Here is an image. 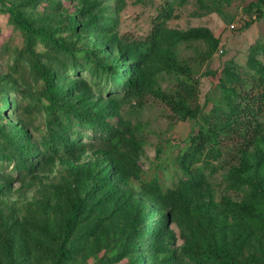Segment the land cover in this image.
Segmentation results:
<instances>
[{"label": "rangeland", "instance_id": "374dc122", "mask_svg": "<svg viewBox=\"0 0 264 264\" xmlns=\"http://www.w3.org/2000/svg\"><path fill=\"white\" fill-rule=\"evenodd\" d=\"M11 1L19 3L37 26L59 27L57 38L75 51L99 52L100 56H107L106 49L109 48L100 39L68 30L70 17L78 9H86L88 0H73L59 12L49 9L47 5L53 4L50 0ZM116 1L121 3L119 10ZM257 1L176 0L173 3V17L165 23L168 29L179 32L206 27L219 38V46L210 56L207 53L209 46L203 40L177 42L171 52L181 70L167 71L157 67L152 73L151 83L156 90L174 92L178 76L197 84L201 112L195 119L175 122L169 106L148 90L142 105L139 99L128 97L119 100L116 109L111 106L113 114L109 126L117 130L121 140L116 146L95 139V134L87 131L92 139L83 134L73 154L60 151L46 164L39 160L46 157L45 151L35 150L34 157L26 160L23 177L14 172V162H0V264L11 261L15 264H57L56 252L65 221L71 214L72 204L80 199L87 205L81 215V224L67 244V247H74L72 258L64 264H135L140 255L143 264H157L167 257L173 264H205L198 263L191 255L192 249L201 250L204 239L211 236L203 225L201 208L209 205L217 209L224 198L234 201L246 198L249 187L236 182L235 177V168L243 154L236 147L220 141L221 158H211V165H206L204 159L193 164V172L201 177L192 183L189 191H186L188 176L180 165V157L189 150L200 128H207L206 118L211 110L226 103L220 87L223 68L235 65L244 75L252 71L247 62L251 47L264 44V14L249 25L245 23L250 19L248 5ZM102 2L111 6L105 17L117 19L113 33L126 44L148 40L166 4V0ZM260 7L264 12V4ZM92 11L99 13L96 8ZM83 16L86 17L87 12ZM26 42L25 33L12 24L9 15L0 13V128H4L0 129V146L3 147L9 140L5 132L12 133L18 120L29 127L24 139H14L19 147L29 144V139L35 149L39 148L46 131L41 115L32 118L24 111L16 113V99L10 96L14 91L27 93L25 97L33 93L49 102L44 80L29 70ZM166 49V44L158 46L155 56L159 58ZM33 50V58L41 64L47 63L48 57H55L54 63L47 68H54L57 61L62 63V55L50 51L40 41H36ZM257 58L264 63L263 53ZM79 75L82 79L86 73ZM61 78V81L69 79L67 83H59L61 90L79 80L76 75ZM88 90L89 96L82 93L74 102L88 100L99 106L112 103L106 95L98 94L96 86H89ZM5 98L11 100L9 105ZM29 101L24 98L23 107ZM262 122L264 124V117ZM87 142L90 145L82 148L80 144ZM259 146L264 148V139ZM107 152L116 158H133L139 169L138 175L133 174L127 181L116 177L108 168L111 158ZM257 153L256 146L247 153L253 163L258 162ZM9 171L19 181L9 185V179L5 178ZM107 174H111L116 188V192L109 195H106L107 187L101 183ZM150 182L160 185L166 199L152 202L141 195L143 183ZM158 206H162L161 213L155 211ZM162 212L164 215L170 213L169 217H162ZM216 216L219 224V213ZM162 218L166 220L161 222L166 236L161 240L171 241L173 252L152 249L156 238L149 231V224ZM228 232L227 248L234 261L264 264V232L256 231L253 239L244 244L234 240L236 234L231 232V227Z\"/></svg>", "mask_w": 264, "mask_h": 264}, {"label": "trees", "instance_id": "16d2710c", "mask_svg": "<svg viewBox=\"0 0 264 264\" xmlns=\"http://www.w3.org/2000/svg\"><path fill=\"white\" fill-rule=\"evenodd\" d=\"M36 0H32L35 2ZM53 2L49 7L51 11L59 12L65 4H71L73 0H50ZM176 0H166V4L155 22L154 28L148 40L144 42L123 43L118 34L113 33L117 19L106 18L105 15L111 6H106L102 0H88L86 9H78L67 24L68 30L73 34H82L88 38L96 37L106 44V55L100 56L99 52L89 53L85 50L75 51L57 38L59 27L49 28L37 26L34 19L28 17L20 8L19 3L11 0H0V13H7L12 24L20 28L26 35V50L29 52V70L41 76L46 85L45 92L49 102H44L42 98L33 93L25 97L27 93L14 91L11 98L16 99V113L27 112L32 118L41 115L45 135L42 144L35 149L34 143L29 139V144L17 146L14 139H23L28 135V126H24L21 120L14 124V131L7 135L6 147L0 146V162H14L13 170L19 177H23V172L27 169L26 160L34 157V151H45V158H41L40 163L46 164L56 158L60 151L66 154H73L76 145L79 144L83 134L87 131L95 134V139L108 143L110 146L120 143L119 133L109 126L113 111L118 107V101L128 97H135L142 105L143 96L148 90L161 98L172 110L175 122L186 118H196L201 112L199 103V89L196 83L187 78L178 76L176 78V89L174 92H166L153 88L151 83L152 73L155 68L160 67L170 71L180 69L175 62L171 49L181 40H203L208 46V56H210L219 46L217 38L209 28L197 27L185 31H173L166 27V21L173 17V3ZM115 3V1H114ZM118 10L121 3L116 1ZM264 0L250 3L247 10L250 19L246 22L259 20L264 14L262 7ZM99 10L95 14L92 10ZM87 12L84 17L83 13ZM115 13V12H114ZM117 13V11H116ZM255 16V18L253 17ZM113 26V27H112ZM36 41L46 44L50 51L62 55V63L54 68H47V65L54 63L55 57H48V62L41 64L33 57V46ZM167 45V49L159 58L155 56L157 47ZM263 53L264 44L257 43L251 47V54L248 58V66L252 70L245 75L240 73L235 65H228L223 68L224 77L220 79V87L223 91L226 103L215 106L211 110L206 121L207 128H200L198 134L192 139L189 150L180 157V165L184 174L188 176L186 191L191 190L193 182L197 181L201 174L193 172V164L197 161L205 160L206 165H211V158H221L223 156L219 147L220 141L236 147L243 154L239 166L235 168L236 182L249 187L248 195L241 201H234L224 198L219 203V208L215 209L209 205L201 208V216L206 231L211 233L201 244V250L191 251L193 259L198 263L205 264H239L234 261L228 251V229L235 235L236 242L246 243L253 239L256 231L264 232V148L260 145L264 139V63L257 58ZM59 56L57 55L56 59ZM33 58V59H32ZM35 60V61H34ZM79 73H86L82 79ZM76 75L79 80L60 89L61 77ZM89 86H96L99 95H106L112 102L106 106H99V103H90L88 100L80 103L74 102L75 98L85 93L89 96ZM78 93V94H77ZM85 97V96H84ZM29 99L27 106L22 105L23 99ZM78 98L76 100H78ZM7 100V98H5ZM11 100H7L8 105ZM1 119V116H0ZM42 125V124H41ZM4 130V128H0ZM87 137V136H86ZM81 147L90 145V142L80 144ZM256 146L258 162L253 163L247 155L250 148ZM90 147H93L91 145ZM7 148L10 151H7ZM111 151L115 152L114 149ZM107 155L111 158L108 168L114 171L115 176L123 181L136 176L139 173L138 166L133 158L120 156L116 158L112 153ZM7 172V171H6ZM25 176V174H24ZM5 178L9 179V185L19 178L13 177L9 171ZM102 185L107 187V194L116 192L111 174H107L101 179ZM141 195L158 202L159 199H166L161 192V187L157 182L143 183ZM86 201L80 199L71 206V214L67 217L63 233L56 252L57 264H64L72 258L74 247H67V244L81 224V215L86 208ZM173 209L174 206H172ZM162 206H158L155 211L161 213ZM175 211V210H174ZM173 213V212H171ZM219 213V224L216 222ZM162 217H169L170 213ZM166 222L164 218L150 222V230L156 239L153 240V248L161 252H173L171 241H162L166 236L161 222ZM219 225V226H218ZM156 230L157 233L154 232ZM235 230V231H234ZM157 240V242H156ZM155 245V246H154ZM186 249V247H185ZM189 252V250H186ZM139 261L135 264H143V257L140 255ZM10 264H15L10 262ZM157 264H173L171 258L167 257Z\"/></svg>", "mask_w": 264, "mask_h": 264}, {"label": "built area", "instance_id": "2783aa9c", "mask_svg": "<svg viewBox=\"0 0 264 264\" xmlns=\"http://www.w3.org/2000/svg\"><path fill=\"white\" fill-rule=\"evenodd\" d=\"M254 18H255V16H253ZM232 27H234V26H232Z\"/></svg>", "mask_w": 264, "mask_h": 264}]
</instances>
